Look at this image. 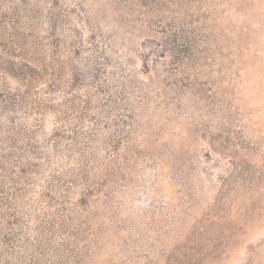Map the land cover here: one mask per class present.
<instances>
[{"label": "rangeland", "instance_id": "obj_1", "mask_svg": "<svg viewBox=\"0 0 264 264\" xmlns=\"http://www.w3.org/2000/svg\"><path fill=\"white\" fill-rule=\"evenodd\" d=\"M0 264H264V0H0Z\"/></svg>", "mask_w": 264, "mask_h": 264}]
</instances>
